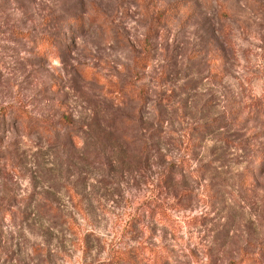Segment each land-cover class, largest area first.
I'll list each match as a JSON object with an SVG mask.
<instances>
[{
    "label": "rangeland",
    "instance_id": "1",
    "mask_svg": "<svg viewBox=\"0 0 264 264\" xmlns=\"http://www.w3.org/2000/svg\"><path fill=\"white\" fill-rule=\"evenodd\" d=\"M7 106L0 264H264V0H0Z\"/></svg>",
    "mask_w": 264,
    "mask_h": 264
},
{
    "label": "trees",
    "instance_id": "2",
    "mask_svg": "<svg viewBox=\"0 0 264 264\" xmlns=\"http://www.w3.org/2000/svg\"><path fill=\"white\" fill-rule=\"evenodd\" d=\"M18 34L21 36V38L29 39L27 34L24 35V34L19 33V32H18ZM52 42H53V39H50L48 37H39L38 39H36V41L34 43L35 47H36V55L41 57V58L51 55L52 49H53V43ZM143 62L144 61H141V63H143ZM13 109L14 108H12L11 106H7V107H3L2 110L0 111V128H2V132H4L6 126L9 122L7 120H8V116L10 114H12L11 116L13 118H15L14 119L15 121H13V120H12L13 122L11 121L13 127H14V122H17L19 120H23L22 118L28 117L26 111H24V110H21V112L15 111V112L11 113ZM17 110H19V109H17ZM29 119H30V117H29ZM27 120H28V118H27ZM64 122H67V121L65 120ZM29 127H32L33 129L28 130ZM24 128H26L27 132H29V133H30V131H34V130H39L41 132L44 130L45 131L48 130L46 128V125L38 124L34 121H31V122L25 121ZM160 214L162 216H166V215H164V211H160ZM247 259L250 260L249 257ZM135 261L136 260L133 258V256H131L127 252L116 250L111 255L108 264H136Z\"/></svg>",
    "mask_w": 264,
    "mask_h": 264
}]
</instances>
